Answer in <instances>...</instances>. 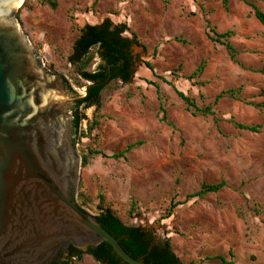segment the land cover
Returning a JSON list of instances; mask_svg holds the SVG:
<instances>
[{
	"label": "rangeland",
	"instance_id": "rangeland-1",
	"mask_svg": "<svg viewBox=\"0 0 264 264\" xmlns=\"http://www.w3.org/2000/svg\"><path fill=\"white\" fill-rule=\"evenodd\" d=\"M55 1L53 10L40 0H21L14 18L44 67L67 81L72 97L84 94V88L73 85L66 60L76 29L105 18L136 32L145 51L133 47V56L149 62L163 79L136 64L129 84L103 90L101 108L84 112L86 119L99 121L92 143L76 141L71 124L79 157L89 146L109 156L143 142L126 154V161L96 156L80 165L73 202L94 217L97 195H102L125 224L150 231L157 241L169 239L181 264L216 255L229 259V252L236 264H264V108L259 107L264 74L258 72L264 67V28L250 8L239 0H228L226 10L221 0ZM246 1L264 13V0ZM210 29L232 32L229 42L238 52L237 63L223 46L207 39ZM200 62L201 77L184 80ZM148 82L158 84L161 101ZM169 84L198 107L211 106L213 115L193 116ZM238 88L236 98L225 95L213 105L222 91ZM160 105L166 122L160 121ZM236 124L259 129L251 133ZM220 182L225 187L216 194L183 202L203 184ZM79 193L89 201L83 202ZM170 202L183 204L162 220ZM131 203L135 210L128 214ZM79 264L98 263L84 256Z\"/></svg>",
	"mask_w": 264,
	"mask_h": 264
},
{
	"label": "water",
	"instance_id": "water-1",
	"mask_svg": "<svg viewBox=\"0 0 264 264\" xmlns=\"http://www.w3.org/2000/svg\"><path fill=\"white\" fill-rule=\"evenodd\" d=\"M19 0H0V264H52L67 245L118 242L73 202L80 157L70 138L67 81L47 70L14 18Z\"/></svg>",
	"mask_w": 264,
	"mask_h": 264
},
{
	"label": "trees",
	"instance_id": "trees-1",
	"mask_svg": "<svg viewBox=\"0 0 264 264\" xmlns=\"http://www.w3.org/2000/svg\"><path fill=\"white\" fill-rule=\"evenodd\" d=\"M239 1L244 2L250 8L254 18L264 28V13L259 10L253 2L245 0ZM221 3L226 10L228 0H221ZM24 4L25 3H23L22 7ZM40 4L49 6L53 10L56 8L55 0H40ZM206 27L208 28V25H206ZM76 31V38L72 42L70 53L66 60L72 73L71 80L73 85L78 89L87 88V94L76 101L71 108L73 117L72 130L76 136V141L89 140L92 143L95 141V136H92V134L97 130L99 121L96 118L93 120L86 119L84 112L91 107H97L98 110L101 108L100 95L103 90L111 86L116 87L119 84H129L134 78V67L136 64H142L150 71L154 78H158L161 81H163V79L155 74L149 62L142 61L139 57L133 56V47L140 48L142 51H145V47L134 33H130L131 39L123 36L125 32H130L125 24H113L110 19L105 18L98 24H85L78 27ZM231 36L232 32L230 31L216 33L214 30L210 29L206 33V37L209 41L223 46L230 60L237 63L236 57L238 52L229 42ZM95 59L98 60V63L95 69L91 70ZM203 72L204 63L200 62L191 74L188 76L184 75L182 78L188 81L198 80ZM258 72L264 74V67ZM173 76L179 79L178 76ZM148 84L153 86L158 100L161 101L162 96L158 84L155 82H148ZM171 87L185 106L186 111L190 112L193 116L213 115L211 106H205L203 108L198 107L193 99L178 91L173 85H171ZM69 90L71 89L69 88ZM238 92L239 88L222 91L214 98L213 105H216L225 95L236 98ZM259 95L264 99V87L260 90ZM200 99H202L201 95ZM259 107L264 108V102L260 103ZM159 111L161 112L160 121L166 122L165 110L162 105L159 106ZM83 120H86V126L84 128L81 125ZM235 126L240 130L251 133H257L259 129L258 126H246L243 124H236ZM142 144L143 142L141 141L128 144L120 153H113L109 156L89 146L85 148V151L82 152L80 156L81 168L87 166L96 156L126 161V154ZM224 187L225 183L223 182L203 184L197 192L187 195L183 202L187 203L189 200L193 199L202 200L206 195L216 194ZM78 197L82 199L83 202L89 201V198L82 193H79ZM180 204L183 203L170 202L169 206L163 211L164 217L162 220L172 217L176 206ZM95 206L97 211V214L94 216L95 220L118 242L119 246L129 257L143 264H181L178 257L172 251L169 239L162 242L157 241L150 231L137 225L125 224L112 207L105 202L102 195H97V204ZM134 210V203H131L128 214H132ZM75 254L77 258L72 259V256ZM82 255L90 257L98 264H126L114 254L108 243L104 241H99L96 244L87 246L86 251L83 253L70 244L59 254L57 260L52 264H79L82 260ZM228 257L229 259L222 255L205 257L190 264H236L231 252L228 253Z\"/></svg>",
	"mask_w": 264,
	"mask_h": 264
},
{
	"label": "flooded vegetation",
	"instance_id": "flooded-vegetation-1",
	"mask_svg": "<svg viewBox=\"0 0 264 264\" xmlns=\"http://www.w3.org/2000/svg\"><path fill=\"white\" fill-rule=\"evenodd\" d=\"M68 245H70V244H67V245L61 250V252H60L59 254H61V253L63 252V250H65V248H66ZM71 245H72V244H71ZM72 246H73V245H72ZM87 246H89V245L82 246V247H75V246H73V247L79 249V250L83 253V252L86 251V247H87ZM58 256H59V255H58ZM82 257H84V255H82ZM57 258H58V257H57ZM57 258H56V260H57ZM76 258H77L76 254H75L74 256H72V259H76ZM56 260H55V261H56Z\"/></svg>",
	"mask_w": 264,
	"mask_h": 264
},
{
	"label": "crops",
	"instance_id": "crops-1",
	"mask_svg": "<svg viewBox=\"0 0 264 264\" xmlns=\"http://www.w3.org/2000/svg\"><path fill=\"white\" fill-rule=\"evenodd\" d=\"M246 1V0H245ZM109 19V18H108ZM258 22V21H257ZM113 24H125V23H113ZM126 25V24H125ZM127 26V25H126ZM128 27V26H127ZM128 29H129V27H128ZM129 31L130 32H125L124 34H123V36L124 37H127V38H129V39H131V35H130V33L132 32V33H134L135 35H136V37H137V39L140 41V39L138 38V35L136 34V32H134V31H132V30H130L129 29ZM141 42V41H140ZM142 44V43H141ZM143 45V44H142ZM144 46V45H143Z\"/></svg>",
	"mask_w": 264,
	"mask_h": 264
},
{
	"label": "bare ground",
	"instance_id": "bare-ground-1",
	"mask_svg": "<svg viewBox=\"0 0 264 264\" xmlns=\"http://www.w3.org/2000/svg\"><path fill=\"white\" fill-rule=\"evenodd\" d=\"M20 3H21V0H19V2H18L16 7H19L21 5Z\"/></svg>",
	"mask_w": 264,
	"mask_h": 264
}]
</instances>
